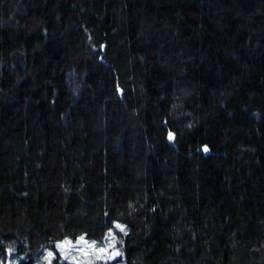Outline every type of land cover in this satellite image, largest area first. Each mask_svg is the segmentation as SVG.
<instances>
[{"label": "trees", "instance_id": "obj_1", "mask_svg": "<svg viewBox=\"0 0 264 264\" xmlns=\"http://www.w3.org/2000/svg\"><path fill=\"white\" fill-rule=\"evenodd\" d=\"M108 229L123 264H264V0H0V240Z\"/></svg>", "mask_w": 264, "mask_h": 264}, {"label": "rangeland", "instance_id": "obj_2", "mask_svg": "<svg viewBox=\"0 0 264 264\" xmlns=\"http://www.w3.org/2000/svg\"><path fill=\"white\" fill-rule=\"evenodd\" d=\"M117 225L118 224H116V226ZM120 226H122V225H120ZM119 229L121 230V228H119ZM122 229H123L122 231H125L126 228L122 226ZM76 241H77V239L74 241H71V244L68 245L63 250H58L56 248L55 244H54L53 249L48 248L54 253L55 257H57L56 258L57 262L54 263L55 259H53L52 264H93L97 261L107 262V261H109V259H107V257L109 255H111L113 249H116L117 251H119L117 249V247L115 246V244L117 242V236L113 230H111V232L107 233V236H106L104 241H102V242L94 241L95 242L94 246L91 249H89L86 244L76 243ZM88 242L91 243L93 241L88 240ZM110 243L112 244V247H108V245ZM82 247L88 253L87 256H85L83 253L78 251ZM99 248H104V249H106V251L105 252L96 251V249H99ZM42 253H43V251H42ZM65 253H67V255H65ZM41 254H40V256H41ZM40 256H39V258H40ZM96 256H101V257H103V259L97 260ZM72 257H75V259H72ZM111 260L114 261V264H123L124 263V260H122V262L120 261L121 260L120 255L113 257Z\"/></svg>", "mask_w": 264, "mask_h": 264}, {"label": "clouds", "instance_id": "obj_3", "mask_svg": "<svg viewBox=\"0 0 264 264\" xmlns=\"http://www.w3.org/2000/svg\"><path fill=\"white\" fill-rule=\"evenodd\" d=\"M107 231L111 232V229H108ZM25 243L27 244V241H25ZM54 243L58 250H63L71 244V241L68 238H65L63 241H55ZM76 243L86 244L87 247L91 249L93 248L95 242L93 241L90 243L86 239V235H81L77 238ZM0 245L3 246L5 252V259H0V264H20V261L24 259L23 254L16 255L17 245L15 240H0ZM61 245H65V247L62 248ZM108 247H112V244L110 243ZM78 251L83 253L85 256L88 255L83 247ZM96 251L100 252L98 249H96ZM65 255H67V253H65ZM117 255H122V253H120L116 249H113L111 255H109L107 259L111 260ZM53 259H55L54 253L50 249L44 248L40 258L36 261V264H52ZM72 259H75V257H72ZM96 259L100 260L103 259V257L96 256Z\"/></svg>", "mask_w": 264, "mask_h": 264}, {"label": "snow or ice", "instance_id": "obj_4", "mask_svg": "<svg viewBox=\"0 0 264 264\" xmlns=\"http://www.w3.org/2000/svg\"><path fill=\"white\" fill-rule=\"evenodd\" d=\"M170 140L172 139V134L170 133L169 134V137H168ZM116 227H118V228H121V230H123L122 229V226H120V225H117ZM61 247L63 248V247H65V245H61ZM100 252H105L106 251V249H104V248H99L98 249Z\"/></svg>", "mask_w": 264, "mask_h": 264}]
</instances>
